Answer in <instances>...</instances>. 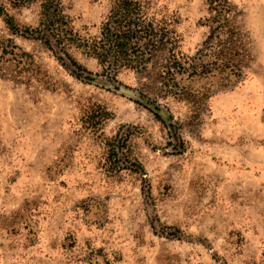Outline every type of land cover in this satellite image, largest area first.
Returning <instances> with one entry per match:
<instances>
[{
  "label": "rangeland",
  "instance_id": "rangeland-1",
  "mask_svg": "<svg viewBox=\"0 0 264 264\" xmlns=\"http://www.w3.org/2000/svg\"><path fill=\"white\" fill-rule=\"evenodd\" d=\"M60 1L89 38L112 0ZM152 1L170 19L174 51L195 55L206 2ZM229 1L245 57L226 84L210 75L163 85L168 47L114 78L69 48L91 72L77 78L0 15V37L40 66L0 75V264H264V0ZM38 9L8 13L37 26Z\"/></svg>",
  "mask_w": 264,
  "mask_h": 264
},
{
  "label": "trees",
  "instance_id": "trees-1",
  "mask_svg": "<svg viewBox=\"0 0 264 264\" xmlns=\"http://www.w3.org/2000/svg\"><path fill=\"white\" fill-rule=\"evenodd\" d=\"M208 16L209 32L203 47L195 55L175 52L176 40L170 28V19L158 15L152 0H112L104 16L97 36L84 37L70 26L60 0H0V15L11 35L38 40L71 73L90 80L91 72L69 52V48L81 49L97 60L110 78L121 68L146 69L152 58L168 47V56L159 66L161 83L171 87L180 79L217 75L226 84L233 76H239L245 57L239 32L234 23L235 10L229 0H204ZM33 2L39 3L37 26L21 25L8 9L20 8ZM13 68L8 69L10 66ZM40 72L31 55L19 47L12 38L0 37V75L8 73L14 78L23 72ZM10 71V72H8ZM28 83L30 76H24ZM147 101H153L148 98ZM153 111L163 122L160 107ZM107 112H105L106 114ZM116 137L110 139L109 147L115 151L119 146ZM129 164L135 165L129 160ZM137 165V164H136ZM138 171L141 166H136Z\"/></svg>",
  "mask_w": 264,
  "mask_h": 264
}]
</instances>
